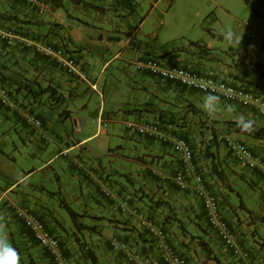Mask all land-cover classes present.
Instances as JSON below:
<instances>
[{
  "label": "crops",
  "instance_id": "0c3cea01",
  "mask_svg": "<svg viewBox=\"0 0 264 264\" xmlns=\"http://www.w3.org/2000/svg\"><path fill=\"white\" fill-rule=\"evenodd\" d=\"M160 1L148 0L150 8L146 11L140 0H41L35 4L0 0V29L12 30L16 35L11 43L0 38V52L11 61L6 63L20 72L29 86L34 87L32 81H37L43 88L53 87L59 96L55 111L59 114L63 110L56 122L59 125L54 127L48 125L51 121L47 123L37 114L53 108L48 92L33 96L23 90L13 93L11 107L0 103L7 118L12 115L24 126L25 137L21 138H28L30 142H23L27 154L40 157L48 153L49 148L54 153L37 168H21L19 174L14 165L9 167L10 176H20L7 188L0 187V197H7L6 204H16L8 196L11 188L63 158V163L58 170L53 168V173L73 210L83 215L79 220L86 228L77 230L72 224L65 226V218H58L57 210L51 209L43 197L33 196L31 206L28 197L24 201L25 207L47 225L45 216L64 225L61 237L56 227L51 231L62 240L63 253L71 264H92L81 252L77 237L86 240L98 264H135L127 261L122 251L109 245L111 238L127 241L138 254H156L153 236L132 212L134 207L165 228L167 240L186 256L187 264H218L216 259L220 264H242L209 228L201 200L194 190H181L175 185L173 177L183 161L174 151L172 142L148 137L125 125L130 120L156 122L172 140L185 138L191 143L193 162L203 172L207 187L221 198L223 216L236 224L239 242L251 249V263L264 264V239L259 235L260 238H256L254 233L249 238L248 234L252 222L264 223V176L258 169L248 168L235 159L226 146V138L241 140L264 157V139L246 135L231 124L244 115L253 125L264 129V116L254 108L241 107L219 95L221 99L215 112H210L205 105L208 93L163 79L143 64L146 58L157 57L164 64L188 67L202 75H214L264 94V75L247 61L241 62V56L248 54L264 66V47L252 39V33L242 46H239L241 39L236 43L238 49L229 42L220 48L213 32L209 31L212 41L191 40L192 47L156 50L149 41L151 35L156 39L161 25L159 17L154 22L161 12ZM151 26L153 32L149 34L146 29ZM236 32L240 36V32ZM138 37L142 39L137 42ZM39 45L66 47L76 56L77 72H66L52 55L39 50ZM110 67L113 72L105 78ZM86 94H98L102 98L95 114L96 129L91 134L75 137L74 129L80 130L86 122L74 118L68 105L74 103L77 96ZM107 104L110 110H106ZM80 107L87 110L88 99ZM31 116L40 119V127L28 121ZM94 140H97V148L109 149L106 153L111 156L109 162L111 158H122L130 165L119 168L112 165L108 172L106 166L102 162L97 164L94 158L77 154L66 157L75 149L89 155L93 149L88 142ZM13 159L16 164V158ZM115 174L123 175L131 189L115 179ZM230 193L240 197V209L231 202ZM124 199L129 202L126 210L121 208ZM17 220L12 224L5 221L7 237H19L22 246H29L30 236L27 237L25 231H30ZM201 241L208 244L209 257ZM37 257L41 264L51 261L47 255Z\"/></svg>",
  "mask_w": 264,
  "mask_h": 264
},
{
  "label": "rangeland",
  "instance_id": "374dc122",
  "mask_svg": "<svg viewBox=\"0 0 264 264\" xmlns=\"http://www.w3.org/2000/svg\"><path fill=\"white\" fill-rule=\"evenodd\" d=\"M255 8L264 16V3L262 0H249ZM140 3L146 9V11L150 8V3L148 0H140ZM68 5V3H67ZM158 9L161 11L155 16L154 22L160 21V27L156 33V39L153 38L151 35L150 44L156 50L170 51L172 49H183L192 47L190 46L191 40L193 42H202L204 41H212L211 35L209 31L213 32V36L215 42H217V46L220 48L226 47L227 40L224 39L223 33L225 30L232 28L233 30H237L240 32L241 41L239 42V46H242L244 42H247L250 39V35L253 33V37L255 42L258 44H264V17L254 12V10L244 2V0H161L159 3ZM64 11V9H62ZM147 27V26H146ZM152 30V31H151ZM149 34L153 32V27H149L146 29ZM142 38L138 37L135 40H141ZM134 42L133 44H137ZM231 44V43H230ZM236 49L239 47L236 43H232ZM214 47L216 44H213ZM164 48V49H163ZM217 50V49H216ZM219 50V49H218ZM5 51V50H4ZM7 51V50H6ZM8 53V51H7ZM0 61L1 62H8L9 58L6 59V54L4 52H0ZM113 72V67H110L107 72L105 73V78L110 76V73ZM8 86L7 84H5ZM9 87V86H8ZM13 92L16 90L13 88ZM91 94V93H90ZM86 94L83 96H77L74 103H70L68 105V109L71 110L72 116L79 117L81 120L84 119L86 125L82 126L80 130L74 129V136L77 135L79 137L84 136L86 134H91L96 129V121H95V114L101 104L102 98L98 94ZM49 97L52 100V107L49 108L48 111L38 112V116L44 120H47V123L51 121L52 123H48V125H53L54 127L59 125L57 119L61 117L63 114V110L59 112L55 111L58 106L55 107L59 96L55 95L57 98H53L48 93ZM88 99V109L85 110L80 107L81 104L85 103ZM107 101V100H106ZM106 110L108 109V104L106 105ZM66 108V107H65ZM63 109V108H62ZM62 113V114H60ZM133 121V120H130ZM71 126V123L69 124ZM70 127V133L73 134L72 128ZM120 127V126H119ZM29 127V131L31 132ZM103 133L106 131V128L103 126ZM25 137V128L20 123H17L14 116H8V118L4 115V110L0 108V187L7 188L10 186L11 183H14L21 172V168L24 170H31L32 166L37 168L38 165L42 163L44 160H48L49 155H53L54 153L48 150V153H44L40 157H32L31 155L27 154V148L23 142L29 144L28 138H21ZM97 140L88 142V145L92 147L93 151L88 155V153L83 154L81 149H75L68 153L66 157H72L74 154L86 156L87 158H94L96 163L102 162L105 165L108 172H110V166H129L130 164L127 161H123L121 159L115 160L111 158L109 162V158L107 156V151L109 150L107 147L105 148H97L95 144ZM112 146H115V143ZM87 145V146H88ZM29 146V145H28ZM30 147V146H29ZM30 153V152H29ZM6 157V159H5ZM16 158V164H14V159ZM64 161L63 158L55 160L51 166H48L46 169L39 170L35 173L31 178H28L22 182H19L18 186H14L8 192V196L13 198L16 201V204H6L7 197H0V213H2V217L0 218V226L5 224L7 221L9 224L12 222H17V217L15 215V211L18 207H25L24 199L26 197L29 198L31 206L33 196L40 198L43 197L49 204L51 209H56L59 216L55 214L58 218H65L66 224L65 226H69L70 224L73 225L72 219L69 216L66 208L61 204V200L67 203L70 207L72 205L71 201H67L65 195L59 189V182L56 178V175L53 173V168L58 170L60 164ZM15 166L16 174L10 176L8 174L9 167ZM130 168V167H129ZM60 173V172H59ZM115 179L121 181L124 185L130 188V184L127 182L126 178L123 175L115 174ZM65 180H62V182ZM45 187L47 190H44ZM50 191V194H49ZM1 192V191H0ZM1 195V193H0ZM230 199L233 205L237 209L239 208L240 204V197L235 193H230ZM9 205V206H8ZM95 205H93L94 207ZM223 202H221L220 198V207L222 212ZM8 208V213L5 214L6 209ZM72 208V207H71ZM73 209V208H72ZM223 213V212H222ZM5 214V215H4ZM243 212L239 213L240 217H242ZM225 217V216H224ZM226 218V217H225ZM227 219V218H226ZM45 220L48 222L49 229L57 228L61 235L64 233V229L60 225L58 221H55L54 218H50L45 216ZM61 220V219H60ZM227 221L234 227L238 234V229L236 224L231 223L229 219ZM46 223V222H45ZM251 229L248 230L249 238L253 237L254 234L256 238L264 239V223L261 221L255 220L251 223ZM7 229L3 226V232L6 233ZM27 237H29V246H22L21 242H19V237L16 238H9L8 240L20 250L21 253V264H41L38 261V255H47L51 257L50 253L43 248V246L35 239L31 232L25 231ZM254 233V234H253ZM57 235V234H55ZM240 237V234H238ZM258 235L260 237H258ZM58 236V235H57ZM59 237V236H58ZM79 238V237H78ZM81 243H86L84 238H79ZM246 248L248 246L244 245ZM33 249V250H31ZM250 249V248H249ZM28 250V253L26 252ZM42 264H55L52 260L47 263Z\"/></svg>",
  "mask_w": 264,
  "mask_h": 264
},
{
  "label": "built area",
  "instance_id": "2783aa9c",
  "mask_svg": "<svg viewBox=\"0 0 264 264\" xmlns=\"http://www.w3.org/2000/svg\"><path fill=\"white\" fill-rule=\"evenodd\" d=\"M24 1L29 4H35L41 0ZM15 36L12 30L0 29V38L8 43H11ZM37 48L52 55L66 72H77L78 63L76 56L67 50L66 47L39 45ZM143 64L151 73L163 79L178 82L183 86L203 93L219 95L226 101L238 104L241 107L254 108L258 114L264 116V94L256 90L237 85L214 75H202L188 67L164 64L157 57H148ZM0 103L9 107L13 104L10 89L1 84ZM28 121L37 127L41 126L40 119L35 116L28 118ZM125 125L127 128L135 129L138 133L148 137L172 142L174 151L180 155L183 161V166L174 174L173 180L175 185L181 190L189 188L194 190L196 196L201 200L205 219L214 235L223 242L231 254L241 261L242 264H252L251 249L244 247L239 242L236 230L221 212L219 195L207 187L203 172L198 170L196 164L193 162L194 150L191 143L185 138L172 140V138L161 131L159 124L156 122L127 121ZM226 146L235 159L242 162L248 168L258 169L264 176V157L254 152L247 143L241 140L226 138ZM107 194H109V191ZM128 207L129 202L124 199L121 203V208L126 210ZM132 212L149 228L150 234L154 239V245L157 248V253L154 255L138 254L130 248L127 241L111 238L109 245L114 250L122 251L126 260L135 264H187L186 256L167 240V233L162 225L154 223L146 213L136 207L132 209ZM15 215L31 231L35 239L49 251L55 264H71V260L63 253L61 239L52 233L44 220L36 216L27 207H18Z\"/></svg>",
  "mask_w": 264,
  "mask_h": 264
},
{
  "label": "trees",
  "instance_id": "16d2710c",
  "mask_svg": "<svg viewBox=\"0 0 264 264\" xmlns=\"http://www.w3.org/2000/svg\"><path fill=\"white\" fill-rule=\"evenodd\" d=\"M244 2L248 4L254 10V12L263 16L249 0H244ZM243 61H247V64L252 65L260 75L262 76L264 75V66L260 63V61H258L257 59L253 58L248 54H244L243 56H241V62ZM32 83L33 85H35L34 87L29 86L26 83L25 79H22L20 72H17L16 70L12 69L11 66L6 62L0 61V84L3 86H6L5 84H7L9 87L8 86L6 87L10 89V92L12 94L16 92H22L23 90L27 91L28 93H32L33 96L37 94H41L43 92H48L50 93V96H52L53 98H57L55 96L56 91L53 87L48 86L43 88L37 81H32ZM13 88L16 90L15 92H13L12 90ZM231 124H233L238 131H241L246 135H250L259 139H264L263 128H258L252 124V129L250 131L245 132L242 131L241 128L238 126V122H232ZM61 204L66 208L69 216L72 219L73 225L77 230H82L83 228H86V225L81 223L79 220L83 216L82 214L74 211L67 203L63 202L62 200H61ZM76 240H79V238L77 237ZM79 242H80L79 247L83 255L86 256L92 264H98L97 257L94 251L91 248H89L85 243H81L80 240ZM200 244L209 257L211 251L208 247V244L205 241H201ZM216 260L218 264H220L219 260L218 259Z\"/></svg>",
  "mask_w": 264,
  "mask_h": 264
},
{
  "label": "clouds",
  "instance_id": "9594fccd",
  "mask_svg": "<svg viewBox=\"0 0 264 264\" xmlns=\"http://www.w3.org/2000/svg\"><path fill=\"white\" fill-rule=\"evenodd\" d=\"M223 36L224 39L227 40L229 43H238L241 39L239 34L232 28L225 30ZM220 99L221 98L218 95L212 93H209L207 95L205 105L210 112H215L216 107L220 102ZM228 110L231 111V106H228ZM252 124L253 121L247 119L244 115H240L238 117V126L241 128L242 131H250L252 129ZM0 264H21L20 250L8 240L7 233L3 232V226H0Z\"/></svg>",
  "mask_w": 264,
  "mask_h": 264
}]
</instances>
